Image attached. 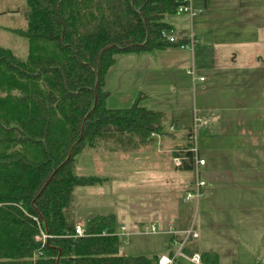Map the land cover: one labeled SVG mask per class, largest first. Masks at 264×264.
<instances>
[{
    "label": "trees",
    "instance_id": "1",
    "mask_svg": "<svg viewBox=\"0 0 264 264\" xmlns=\"http://www.w3.org/2000/svg\"><path fill=\"white\" fill-rule=\"evenodd\" d=\"M181 2L27 0L28 25L18 29L27 57L0 45V264H158L159 253L122 252L114 212L88 217L84 234L75 233V187L107 179L78 173L77 155L102 141L138 147L164 133V111L141 104L143 93L130 106H109L106 79L118 54L184 41L167 19ZM192 147L175 150L181 167L193 168ZM200 256L218 263L217 252Z\"/></svg>",
    "mask_w": 264,
    "mask_h": 264
},
{
    "label": "crops",
    "instance_id": "2",
    "mask_svg": "<svg viewBox=\"0 0 264 264\" xmlns=\"http://www.w3.org/2000/svg\"><path fill=\"white\" fill-rule=\"evenodd\" d=\"M191 3L195 11L190 17L191 27L180 25L175 29L184 31L179 34L185 37L184 41L190 30L194 32L197 40L192 48L175 46L180 48L176 54H167L166 48L158 50L161 52L121 54L113 65L119 64L123 68L119 75L121 82L133 68L130 64L141 68L143 73L140 75L146 82L137 88L147 95L150 92L147 86L161 85L160 71L167 73L168 70L185 68L190 72L194 70L193 84L200 85L203 92L199 129H191V122L187 124L190 127L185 125L182 129L179 127L183 124L180 115L176 114L174 122L164 133L152 137L155 139L159 134L155 144L163 146L165 142L164 151L171 155L172 165L167 157L160 170L158 156L157 160L136 161L133 180L137 182V213L134 221L124 215L120 220L117 218L118 230L121 235L167 234L168 239L161 238V246L152 250L161 255L177 251L185 231L191 226L193 199H185L191 178L184 175L185 169L189 168L175 165L173 158L175 150H185L192 142L194 166L197 156L206 160L199 166L203 172L200 177L206 185L199 197L200 217L194 224L198 236L190 237L185 243H191L190 248L199 254L217 252V264H258L264 262V49L258 47L260 43L264 44V0H191ZM216 7L230 11L231 20L222 23L209 21L208 18L217 11ZM220 29L231 30L232 36L221 35L218 33ZM209 44L216 49L226 45L232 51L227 54L214 52L209 59L211 62L206 65L203 64V49ZM160 53H165L162 59ZM107 75L106 86L112 78L110 72ZM201 76L204 78L200 79ZM135 94L128 93L125 104L134 102ZM141 104L152 107L146 101ZM198 138L200 145L197 144ZM143 153L139 149L136 158ZM76 169L81 174H95L84 171L81 157H78ZM171 184H177L175 188L181 190L175 198L157 193L170 188ZM93 187L96 186L85 189ZM78 191L81 194L87 192ZM90 216L85 213L78 222L83 224L84 218ZM133 224L134 228L128 231ZM151 225H155L154 231L150 230ZM136 252L149 254L137 249ZM176 261L179 262V256Z\"/></svg>",
    "mask_w": 264,
    "mask_h": 264
},
{
    "label": "rangeland",
    "instance_id": "3",
    "mask_svg": "<svg viewBox=\"0 0 264 264\" xmlns=\"http://www.w3.org/2000/svg\"><path fill=\"white\" fill-rule=\"evenodd\" d=\"M216 10L213 13L211 18H208L209 21L215 23H222L230 21L232 13L223 7H216ZM192 14L185 12H176L168 16V21L173 24L176 28L185 26L186 28L191 27V17ZM29 18V5L27 0H0V45L11 48L17 55L25 58L28 54V37L25 34L19 32L18 29H25L28 25ZM225 24V23H224ZM212 33V32H209ZM223 36L231 37L232 31L228 29L218 30ZM259 48L264 49V44L260 43ZM167 54H176L180 50L179 47H169L166 48ZM229 53L232 49L229 50L228 46H220L216 49L213 44H209L206 48L203 49V64H208L211 62L210 57L214 52ZM161 52V51H154ZM128 54V53H122ZM136 54V53H134ZM165 53H160L161 59ZM118 54L116 56L120 57ZM159 56V57H160ZM133 68L129 71V74L121 80H119V75L123 69L119 64L116 65L115 70L109 71L111 79L109 80V85L106 86L110 92L108 96V105H115L118 107L130 106L133 103V100L125 104V99L127 98L128 93H135L136 98L140 93H143V102H147L150 106L149 108L162 110L165 113V129L169 128L170 123L174 122V117L176 114L180 115V120L183 123L179 127L184 129L185 125L191 122L187 126L191 129L200 128V116L202 101H203V92L200 90V85L193 84V73L185 69H175L168 70L167 73L163 71L159 72V79L161 85H152L147 86V89H150L149 95L147 92L140 91L137 88L146 82L142 79L140 73H143L141 68H138L135 65L130 64ZM192 66V65H191ZM190 66V67H191ZM113 72V73H112ZM204 73V72H203ZM198 75V73H197ZM108 76V75H107ZM199 80V79H198ZM197 82V81H196ZM145 91V88H143ZM135 101V100H134ZM196 116V117H195ZM195 117V118H194ZM162 134V133H160ZM170 136V135H168ZM151 139L148 143L144 144L142 147H137L129 142L125 145L117 143L115 141H102L97 146H85L77 155L83 159L84 171L95 172V174L107 175L109 178L97 185H80L79 188L75 189V200L77 194L76 202V211L77 214L81 215H93L96 213H109L114 212L117 215V218L120 220L124 215L129 220L134 221V217L137 213V182L133 180L136 176V161L139 160H157L159 157L158 163L160 164L158 170L161 169V166H164L165 157L168 158L170 164L172 165V157L169 153L164 151L166 147L165 142L162 144L157 143V138ZM132 142V141H131ZM133 143V142H132ZM187 143V141H183ZM197 144L200 145L201 141L197 140ZM202 147V145H201ZM145 152L142 155L139 154L136 158L137 152ZM161 150V151H160ZM147 156V157H145ZM161 159L163 160L161 162ZM185 175L187 179L190 177V188H193L195 179H196V170L194 168L185 169ZM184 173V172H183ZM94 174V173H91ZM201 177H203V172H200ZM88 186H96L92 189H85ZM168 189L158 190L157 193L163 194V197H176L180 189L175 188L177 184L169 185ZM192 187V188H191ZM174 188V189H173ZM78 190H83V194ZM91 190V191H90ZM201 198V196H200ZM199 198V200H200ZM187 200V199H186ZM199 200L198 203L195 199L191 203V222L196 224L197 217H200L199 209ZM90 212V214H87ZM79 215L77 216L78 221H80ZM86 221V218H84ZM80 223V222H79ZM119 223V221H118ZM126 223V221H125ZM191 225V224H190ZM134 228V224L129 229ZM122 245L121 250L123 253L136 254L145 251L146 253L153 254L155 253L156 247H160L159 240L162 238L168 239L167 234L155 235V234H146V233H128L121 235ZM134 251V252H133ZM178 264H198L190 259L179 256Z\"/></svg>",
    "mask_w": 264,
    "mask_h": 264
},
{
    "label": "built area",
    "instance_id": "4",
    "mask_svg": "<svg viewBox=\"0 0 264 264\" xmlns=\"http://www.w3.org/2000/svg\"><path fill=\"white\" fill-rule=\"evenodd\" d=\"M178 12H188L190 14H194V9L192 7L191 0H182V2L177 7ZM163 34L169 38L170 41L175 42L178 38V35L174 33L173 31L167 32L164 31ZM188 39L186 38L185 41L179 42L178 46L180 47H193L194 42L197 40L194 32L190 30L188 33ZM186 35V37H187ZM191 72L194 74V70H191ZM204 77L201 76L200 79H203ZM192 149L195 151V147H192ZM174 163L177 166H180L183 162L184 155H176L174 156ZM205 159L201 157H196V163L194 166V169L196 170V179L193 185L192 189H189L185 194V199H195L197 202L199 200V197L203 193V188L206 185V181L200 177V169L199 166L205 164ZM155 225H151L150 230H155ZM122 230L125 229L124 226L121 227ZM84 227L82 224H77L75 227V233L77 235H83L84 234ZM183 239L179 243V248L176 252L172 254H162L159 257L158 264H176L175 259L178 256H182L184 258L190 259L198 264H206L201 260V256L199 253L195 252L192 255H188L183 252L182 247L185 244L186 240H188L190 237H196L198 236V232L194 228V223H191V226L185 231ZM258 264H264V262H259Z\"/></svg>",
    "mask_w": 264,
    "mask_h": 264
}]
</instances>
